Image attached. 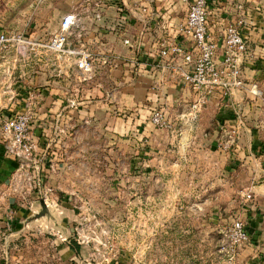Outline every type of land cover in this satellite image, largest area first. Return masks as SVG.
I'll return each mask as SVG.
<instances>
[{"label": "crops", "instance_id": "obj_1", "mask_svg": "<svg viewBox=\"0 0 264 264\" xmlns=\"http://www.w3.org/2000/svg\"><path fill=\"white\" fill-rule=\"evenodd\" d=\"M126 1L144 20L131 15L122 0L98 3L87 0L74 3L66 12H75L80 18L73 38H82L97 51L95 75L86 81L90 88L82 87L74 72H58V67L26 77V58L19 61L16 75L23 85L21 96L33 101L40 111L36 120L39 125L33 132L42 133L45 138L51 126L57 127V134L76 127L71 134L79 138L76 131L81 126L87 138L92 136L93 126L102 114L107 134L118 136L124 144H132L129 150L138 160L136 172H149L154 179L152 185L168 191L162 205L172 210L178 207V217L190 212V207L196 210L212 199L221 208L232 207L234 212L248 209L250 234L258 237L253 234L259 230L252 225L255 221V212L249 207L252 197L246 193L264 184V0H212L210 25L214 32H221L228 21L238 18L244 21L242 28L249 43L241 62L245 86L232 87L229 95L209 101L197 111L192 106L197 93L190 84L171 78L155 88L157 70L148 71L143 65L133 67L110 58L111 54L130 57L138 54L144 59V51L140 54L137 45L155 56L161 39L179 37L178 28L187 15L188 4L183 0ZM98 9L103 15L100 19L94 15ZM37 26L28 32L39 39L50 36L43 22ZM126 37L131 38L132 45L124 42ZM112 66L111 74L97 82L100 69ZM111 75L114 83L106 90L107 95L96 99V91L101 89L98 86L105 87ZM252 83L257 84L262 94L250 91ZM31 91L34 97L28 99ZM113 106L123 110L117 118L112 116ZM157 107H162L172 120V128L159 127L151 121V112ZM19 165L0 137V175ZM158 200L157 195V203ZM255 248L251 244L247 250L253 252Z\"/></svg>", "mask_w": 264, "mask_h": 264}, {"label": "rangeland", "instance_id": "obj_2", "mask_svg": "<svg viewBox=\"0 0 264 264\" xmlns=\"http://www.w3.org/2000/svg\"><path fill=\"white\" fill-rule=\"evenodd\" d=\"M86 1L0 0V24L28 32L43 22L51 35L74 3ZM52 62L40 50L26 53V77L53 67ZM113 67L105 69L108 73L100 69L97 82ZM110 77L105 87L98 86L96 99L107 95L114 83ZM118 108H111L113 117L123 113ZM39 112L34 107L32 155L15 157L19 167L0 175V264H264V189L249 199L258 237L250 234L232 257L225 233L237 218L250 226L248 209L234 212L212 199L180 218L178 207L162 205L168 191L152 185V175L140 166L136 172L132 144L107 134L102 114L87 141L81 126L79 138L71 134L76 127L57 134L51 126L45 138L35 134ZM41 198L51 214L30 219L40 211ZM251 244L253 252L247 250Z\"/></svg>", "mask_w": 264, "mask_h": 264}, {"label": "built area", "instance_id": "obj_3", "mask_svg": "<svg viewBox=\"0 0 264 264\" xmlns=\"http://www.w3.org/2000/svg\"><path fill=\"white\" fill-rule=\"evenodd\" d=\"M183 1L188 4V11L179 25L177 39H161L153 57L137 45L140 54L144 51V59L138 54L133 57L111 54L110 58L116 62H128L133 67L143 65L142 68L148 71L157 70L159 75L155 88L162 87L171 78L190 84L197 93L192 105L197 111L205 103L229 95L232 87L245 86L241 62L248 52L249 43L242 28V18L228 21L224 29L216 33L210 25L212 0ZM94 15L97 19L103 16L100 9ZM79 19L75 12L64 14L60 27L45 39L0 24V137L14 157L29 158L35 144L31 131L35 106L33 101L21 96L23 85L16 75L19 61L26 58V53L40 50L42 55H50L52 66L58 67V72L72 71L81 81L95 75L97 51L81 38V34L78 35L80 40L72 36ZM124 42L132 45L129 37ZM250 91L262 94L256 83H252ZM27 96L29 99L34 94L31 91ZM151 121L159 127L173 126L162 107L152 110ZM246 196L253 197V191L249 190ZM225 235L232 257L250 239L248 225L241 218L232 221Z\"/></svg>", "mask_w": 264, "mask_h": 264}, {"label": "water", "instance_id": "obj_4", "mask_svg": "<svg viewBox=\"0 0 264 264\" xmlns=\"http://www.w3.org/2000/svg\"><path fill=\"white\" fill-rule=\"evenodd\" d=\"M122 2H123V6L128 8V10L131 13V15L137 16L138 18L144 20V17L142 15H140L133 7L129 6L126 0H122ZM261 187L264 189V184L263 185H258V186L254 187L252 189V191L255 193L257 198H259L258 195L260 194V192L263 191V189H260ZM40 203H41L40 211H37L32 217H30V219L31 218H39L41 216L50 215L51 214V210H50V206L48 204V201L45 198H41L40 199Z\"/></svg>", "mask_w": 264, "mask_h": 264}]
</instances>
